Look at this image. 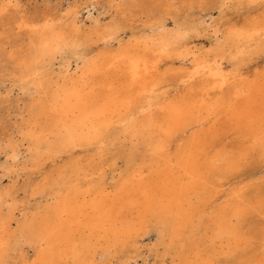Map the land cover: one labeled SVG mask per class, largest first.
Instances as JSON below:
<instances>
[{
    "label": "bare ground",
    "instance_id": "bare-ground-1",
    "mask_svg": "<svg viewBox=\"0 0 264 264\" xmlns=\"http://www.w3.org/2000/svg\"><path fill=\"white\" fill-rule=\"evenodd\" d=\"M1 2L3 11L14 7L11 0ZM79 12H73L68 29L55 26L50 19H44L40 26L38 22L21 25L33 32L31 50L16 59L23 71L22 85L32 91L27 110L30 142L38 156L42 151L61 153L76 145L98 144L111 135L114 140L123 135L130 144L124 152L127 175L113 194L90 187L88 195L79 189L75 175L74 185L66 182L70 190L62 198L38 212L40 216L35 212L29 224L22 223V239L36 247L32 264H57L68 255L79 264H91L80 259L75 239L78 229L103 230L118 239L133 235L148 222L154 224L167 254L173 252V264H232L238 253L245 251L240 235L245 216L251 209L264 214V203L252 207L241 198L232 205L215 204L220 180L243 159L240 152L223 148V140L217 141L236 130L246 134L250 147L256 145L264 151V75L248 80L243 74L226 73L221 56L210 61L207 53L199 58L189 46L174 54L179 60L193 58L192 69L176 78L184 92L169 98L164 88L174 82L176 72L173 76L163 72L162 62L184 35L180 29L169 31L159 22L148 36L150 41L145 36L144 43L128 45L115 54L83 58L85 66L77 77L63 76L60 83L53 82L47 66L57 54L82 49L83 57H89L99 49L89 47L94 41L91 34H80ZM112 34L108 29L96 40ZM259 37H264V18L249 28L233 29L226 40L239 47L241 41ZM223 126L228 127L226 133ZM182 134L188 135V145L167 154L169 141ZM11 149L17 157L18 147ZM209 154H213L210 162H203L202 157ZM13 166L6 161L2 169L8 174ZM238 192L234 193L240 198ZM88 197L92 199L85 200ZM15 209L0 217V264L10 253L23 252L17 235L11 232ZM86 210L91 211L89 217H85ZM249 263L264 264V251Z\"/></svg>",
    "mask_w": 264,
    "mask_h": 264
},
{
    "label": "rangeland",
    "instance_id": "rangeland-1",
    "mask_svg": "<svg viewBox=\"0 0 264 264\" xmlns=\"http://www.w3.org/2000/svg\"><path fill=\"white\" fill-rule=\"evenodd\" d=\"M121 1L11 0L10 3L14 7H8L4 11L0 7V217H6L8 209L16 208L11 232L17 235L23 250L15 255L10 253L5 257L4 264L33 263L36 259L35 244L22 239L20 225L29 224L33 221L35 212L38 216V212L43 208L53 206L62 198L74 185L75 175L78 177L76 183L79 189L87 191L86 195L90 187L99 188V192L103 194H113L117 188H121L127 175L124 152L130 145L123 135L116 140L115 136L111 135V138L98 144L71 146L70 150L61 153L47 154L42 151L35 156L36 151L30 142L28 133L31 131L27 121L32 91L22 85L23 71L16 61L21 54L31 50L33 32L21 25L38 22L37 25L40 26L44 24V19H50V23L55 26L68 29L73 12L80 10L76 14L79 32L81 35L91 34L94 41L89 47L99 49L89 57H83L82 49L57 54L53 64L47 66L48 78L53 82L57 80L60 83L63 76L77 77L85 66L83 58L94 59L99 53L103 56L115 54L128 45L139 41L144 43L142 41L145 36L147 41H150L152 38L148 36L159 22H164L169 31L180 29L184 35L175 41L176 50L170 51V56L164 57L162 62L163 72L169 71L172 76L176 72V76H173L174 82L164 88L168 90L169 98L184 92V87L176 78L180 73L192 69L193 58L179 60L174 54L189 46L195 48L196 54H200L199 58L207 53H210V61L215 56H221L226 73L243 74L242 78L248 80L256 75H264V37L241 41L238 43L239 47L235 42L226 40L227 34L233 29L246 26L249 28L253 22L264 18V1L252 3L247 0H132L125 4H121ZM108 29L114 34L96 40L100 32ZM234 56L238 58L234 59ZM115 128L119 132L120 128ZM221 128L226 133L228 127ZM235 131L221 134L223 136L217 143L223 140V148L240 152L243 159L239 160L237 168L220 180L217 193L219 198L215 204L232 205L243 198L250 201L254 207L260 201L264 203V151L256 145L250 147L246 134ZM187 136L182 134L171 139L167 154L172 155L186 147L189 143ZM14 146L19 149L17 157L12 156L11 148ZM219 149V146L215 147V151ZM212 155L202 157V161L206 159L210 162ZM6 161L14 165L8 174L6 172L7 175L2 169ZM68 181L70 187L66 186ZM43 190L45 192L41 193ZM237 190L240 198L234 193ZM92 197L85 200H91ZM90 212L86 210L85 217H89ZM243 222L242 232L239 234L244 239L241 248L245 251L239 252L238 259L230 262L232 264H248L264 251V214L251 209ZM153 228L154 224L148 222L129 237L114 239L110 233L106 234V231L92 232L82 227L75 234L77 245L80 247V259L90 260L91 264H173V252L167 254L165 245L159 244L158 235ZM25 257L27 259L23 260ZM65 257L57 261V264H79L78 261H73L71 255Z\"/></svg>",
    "mask_w": 264,
    "mask_h": 264
}]
</instances>
